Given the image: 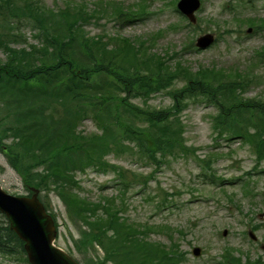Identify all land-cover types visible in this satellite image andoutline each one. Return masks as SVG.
<instances>
[{
  "label": "trees",
  "instance_id": "1",
  "mask_svg": "<svg viewBox=\"0 0 264 264\" xmlns=\"http://www.w3.org/2000/svg\"><path fill=\"white\" fill-rule=\"evenodd\" d=\"M95 5L90 9L85 3L67 1L64 7L52 9L41 0H0V50L5 54L0 60V108L5 113L0 117V153L21 177L26 196L32 194L31 188L39 191L56 230L50 194L62 203L78 232L66 252L79 264H180L183 256L175 244L152 242L150 227L138 228L121 217L126 191L144 187L152 176L130 177L104 157L132 150L120 138L155 168L169 156L189 154L178 115L192 102L215 108L212 130L219 139L240 140L250 145L257 162L264 160V98L262 94L245 97L263 77L256 80L253 71L223 74L222 69L203 67L192 73L179 62L171 65L176 59L172 55L153 53V41L148 46L104 32L88 37L85 27L91 22L110 18L123 27L147 12L146 4L136 12L116 1ZM22 27L35 31L33 37L41 43L26 44ZM261 52L255 54L258 66H264ZM175 81L182 87L171 89ZM163 91L172 105L165 110L149 107V100ZM88 114L98 131L83 135L77 125ZM87 168L114 173L122 188L119 197L92 201L81 196L76 176ZM95 248L101 256L92 253ZM0 254L29 264L24 243L2 213ZM220 259L219 264H242L227 248ZM244 264L259 262L246 258Z\"/></svg>",
  "mask_w": 264,
  "mask_h": 264
},
{
  "label": "rangeland",
  "instance_id": "2",
  "mask_svg": "<svg viewBox=\"0 0 264 264\" xmlns=\"http://www.w3.org/2000/svg\"><path fill=\"white\" fill-rule=\"evenodd\" d=\"M41 1L52 9L64 7L67 1L85 3L90 9L95 8L98 1H116L133 12L144 5V0ZM178 1L146 0V15L132 17L130 25L121 27L110 18H103L88 24L85 32L88 37L104 32L132 42H146L148 46L153 41V53L172 55L176 59L171 65L179 62L192 73L202 67L222 69L223 74L234 71L251 74L253 71L256 80L263 77V82L252 84L245 97L258 98L262 94L264 98V66H258L255 57L256 52H264V0H199L194 23L175 11ZM21 32L26 44L38 46L41 43L33 37L36 32L29 27H22ZM205 34L213 35V44L205 50H196V39ZM189 44L193 45L190 49ZM21 46L24 44L13 45ZM0 60H5L1 50ZM182 85L175 81L171 89ZM134 103L141 105L140 100ZM205 104L187 102L178 115L183 127V144L189 154L169 156L155 168V164L138 157L132 144L120 138L132 150L104 157L109 164L127 171L130 177L132 174L152 176L144 187L133 186L126 191L125 212L121 217L138 228L150 227V241L166 246L175 244L183 256L180 264H219L226 248L234 251L242 264L246 258L252 263L264 264V219L261 216L264 213V160L257 162L250 145L240 140L219 139L212 130V118L217 111ZM147 105L165 110L172 105V100L167 91H163L153 96ZM3 115L0 108V117ZM92 120L90 114L81 119L77 131L83 135L97 132ZM76 178L81 186L79 194L92 201L101 196L118 198L122 189L110 171L101 173L87 168ZM0 187L14 196L27 194L21 177L9 167L1 153ZM50 201L59 225L55 244L67 251L69 246L73 247L72 238L78 237L77 229L69 223L62 203L53 193ZM194 247L201 249L199 257L192 255ZM72 250L73 256L81 262V256L74 248ZM92 253L102 255L97 249ZM0 264L21 262L0 254Z\"/></svg>",
  "mask_w": 264,
  "mask_h": 264
},
{
  "label": "water",
  "instance_id": "3",
  "mask_svg": "<svg viewBox=\"0 0 264 264\" xmlns=\"http://www.w3.org/2000/svg\"><path fill=\"white\" fill-rule=\"evenodd\" d=\"M199 7V0H179L176 5L178 12L190 23L195 22L194 12ZM213 42V35L205 34L196 39L195 46L205 50ZM31 191L30 197L14 196L0 187V213L6 216L10 230L24 243L29 264H79L54 244L57 235L54 221L39 201L38 190L31 188ZM261 216L264 219V213ZM200 254V248L192 249L194 257Z\"/></svg>",
  "mask_w": 264,
  "mask_h": 264
}]
</instances>
